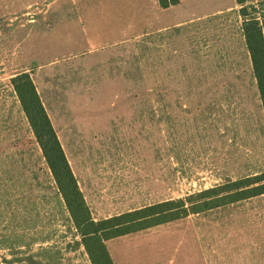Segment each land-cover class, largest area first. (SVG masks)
I'll list each match as a JSON object with an SVG mask.
<instances>
[{
  "label": "rangeland",
  "instance_id": "1",
  "mask_svg": "<svg viewBox=\"0 0 264 264\" xmlns=\"http://www.w3.org/2000/svg\"><path fill=\"white\" fill-rule=\"evenodd\" d=\"M263 4L158 30L137 0H0V263L92 264L14 77L32 78L95 221L200 207L203 191L264 172L244 34ZM106 246L114 264H264V194Z\"/></svg>",
  "mask_w": 264,
  "mask_h": 264
},
{
  "label": "trees",
  "instance_id": "2",
  "mask_svg": "<svg viewBox=\"0 0 264 264\" xmlns=\"http://www.w3.org/2000/svg\"><path fill=\"white\" fill-rule=\"evenodd\" d=\"M236 1L241 6V15H248V3L253 0ZM159 3L162 8H169L179 4V0H159ZM253 9L254 13L257 12V8ZM259 14L263 21L253 14L244 24V34L264 111V4ZM12 85L92 264H114L106 246L110 239L161 226L187 217L190 213L219 207L223 200L233 203L264 194L263 172L203 191L199 196L212 195V198L200 207L193 204L188 206L186 199L168 200L95 221L32 78L27 73L17 75L12 79ZM223 191L227 194L220 195Z\"/></svg>",
  "mask_w": 264,
  "mask_h": 264
},
{
  "label": "crops",
  "instance_id": "3",
  "mask_svg": "<svg viewBox=\"0 0 264 264\" xmlns=\"http://www.w3.org/2000/svg\"><path fill=\"white\" fill-rule=\"evenodd\" d=\"M144 6L143 13H153V19H158V30L170 27H181L190 22H199L212 18L228 19L231 12L236 11V20L240 19V5L236 0H179V4L162 8L159 0H137ZM155 23V22H154Z\"/></svg>",
  "mask_w": 264,
  "mask_h": 264
}]
</instances>
